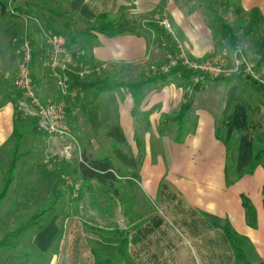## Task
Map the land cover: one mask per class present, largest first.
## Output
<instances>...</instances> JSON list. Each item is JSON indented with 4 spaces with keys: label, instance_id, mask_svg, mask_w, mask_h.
I'll list each match as a JSON object with an SVG mask.
<instances>
[{
    "label": "rangeland",
    "instance_id": "374dc122",
    "mask_svg": "<svg viewBox=\"0 0 264 264\" xmlns=\"http://www.w3.org/2000/svg\"><path fill=\"white\" fill-rule=\"evenodd\" d=\"M164 1L161 0V3ZM210 1L208 0V2ZM225 1L215 0L214 8L220 17H224L231 24L238 36L239 49L243 51L244 55L245 70L253 77L264 79L262 69L255 68L256 66L251 63L259 60V55L264 53V33L260 30V20L257 16H250L248 12L236 11L239 2L231 0L227 7ZM180 2L181 5H184V9L199 8L202 18L208 25H212L211 29L213 28L212 31L217 37L216 45L219 46L214 53L203 57L213 54L223 55L226 59L223 74H238L240 65L235 64L234 52L225 40L220 38V27L214 17L207 12L206 0H180ZM66 3L67 0H0V108L9 103L7 95L14 90V77L20 55L18 52L19 42L22 37L28 36L30 41L36 40L37 43L43 44L45 35L52 31L63 30L64 17H70L71 30H64V34L69 35L70 43H72L71 37H73L74 41H78L74 42L76 47H81L84 50L85 38L88 35L84 29L87 28L89 31L92 28L84 22L74 19V15H71ZM11 10L17 12V15L12 14ZM18 11L22 14L19 15ZM169 16L166 10L158 4L157 10L154 8L147 15L134 19H137L136 22L139 24L154 21L159 25L160 19L167 18L178 44L181 45L180 51H183L188 57H192L186 52L182 36L175 29ZM120 18L123 17L108 16L110 21H117ZM157 38L158 43L155 40L154 42L158 56L153 65H147L146 68L105 65L101 67L100 72L118 81L132 82L146 77L156 70L168 68L171 58L163 48V40L161 41L159 35ZM74 44L71 46H75ZM35 76L38 79L35 87L40 97L43 92L48 93V91H51V94L54 93L53 95L56 97L58 96L54 81L43 65L35 67ZM171 79L173 84L183 81L188 87L185 79L181 80L177 77ZM196 80H200L201 83L206 82L204 91H198L195 97H201V106L209 109L213 108L210 104H214L215 99H219V96L226 98L230 87H234L233 91L237 97L236 104L246 106L248 112L255 117L250 124H253L254 134H252L256 148L264 146V109L260 104L262 96L254 86L243 79H236L227 84L212 81L205 75H197L191 79L193 82ZM190 87L186 94L191 93L192 86ZM153 88L159 89L160 85H155ZM148 90L150 87L143 90V95ZM129 93V90L120 89L115 92H102L96 100H92L93 96L90 93L79 95L80 103L77 102V95L67 100V107L71 112V115L67 117L74 136L69 156L64 151V145L68 142L64 138L44 132L25 135L22 149L26 150L27 154L20 159L14 182L0 210V236L4 231L13 228L34 212L46 208L56 179L55 172L59 171L61 172L59 187L64 193L62 200L52 215L47 218L48 222L45 227L41 231H32L26 234L21 244L27 245L29 248L32 247L31 250L35 252L47 253L46 258L50 255L51 250L53 253L49 260L47 259L48 264H93L90 244L98 247L103 257H109L115 263L125 260L127 264H130L127 254L123 260L118 252V246L116 248L118 236L115 231L116 229H128L130 193H132V205H136L139 212H145V205L148 203L143 190L147 188V180L142 176V171L145 170L148 161L147 152L149 156L155 155L157 148L156 144H151V147L148 148L147 143L142 139L138 140L136 146L135 141L131 140L133 135L136 138L145 135L149 125L146 126L147 117L144 111H139L135 117L127 112L126 105H131ZM22 116L23 119H29L25 115ZM195 117V115L187 117V131L193 128ZM6 122H8V126H11L10 115H5V117L2 115L0 123L4 125ZM160 125L163 130H176L174 124L166 126V123L163 122ZM236 144V142H231L232 149L227 159L240 158L243 150L239 145L236 147ZM11 145V142L7 141L0 145V180L8 161ZM252 151L253 149H251V153ZM82 154L88 158L108 156L112 160L122 182L120 186L118 185L119 199L118 197L104 196L96 188L97 186L93 187L91 191L83 189L82 196L77 200L78 192L70 194V187L74 189L75 184L80 185V181L74 179L76 175L72 171L81 160ZM48 164H51L52 168H49ZM147 190L146 195L149 202L152 203L154 194L150 189ZM89 225L90 227H88ZM104 239L106 241H102ZM244 249L251 264H260L261 261L250 253L251 249L247 242ZM0 260L11 264L20 263V260L13 256V252L8 250L0 251ZM215 264H229V260L223 255L222 258L215 260Z\"/></svg>",
    "mask_w": 264,
    "mask_h": 264
},
{
    "label": "crops",
    "instance_id": "0c3cea01",
    "mask_svg": "<svg viewBox=\"0 0 264 264\" xmlns=\"http://www.w3.org/2000/svg\"><path fill=\"white\" fill-rule=\"evenodd\" d=\"M158 4L170 15L189 55L201 58L218 49L217 37L200 15L199 8L184 9L180 0H165L164 3L161 0H67L66 3L74 19L91 28L101 13L119 15L126 21L132 18L129 30L117 35L85 28L84 32L88 35L83 57L113 67L142 68L154 64L158 56L154 40L158 43L159 34L146 23H137L134 18L147 15L154 8L157 10ZM239 5L244 12L249 13L252 8L259 10L260 30L264 33V0H239ZM259 57L251 63L264 73V56L261 53ZM192 78H179L185 79L188 87L183 81L173 84L172 79L144 87L142 92L149 87L150 90L143 95L135 114L131 112L133 100L129 93L131 105H126L127 112L135 117L139 111H144L146 126L149 125L145 135L139 138L133 135L131 140L136 145L142 139L148 148L151 144H156L157 148L155 155L149 156L147 152L148 161L142 171L147 180V188L143 190L148 203L145 212H139L137 206L132 205L130 193L128 229H116L127 238L125 253L130 264H215V260L223 255L228 258L229 264H234L233 248L223 230L226 223L237 234L247 238L250 253L256 259H264V158L251 173L244 171L255 143L253 124H250L255 117L246 106L235 104L231 124L218 137L216 129L224 116L226 98L219 96L214 104H210L213 107L210 109L201 106V97H195V94L204 91L206 82L194 89L198 80L193 82ZM155 85H160V88H153ZM190 86L192 91L186 94ZM53 94L51 91L43 92L41 97L46 101L55 100L57 97ZM188 100L192 102L188 116H196L194 126L186 130L181 141H176L175 130L160 132V123L163 117L177 111ZM2 115H10L11 126L8 122L4 125L0 123V145L8 140L12 132L13 109L10 102L0 108V121ZM231 142H236V147L239 145L243 150L239 159H227L232 149ZM147 189L154 194L152 203L146 195ZM242 195L255 209V226L247 222ZM118 241L119 238L116 248ZM92 247L95 246L90 244L91 254ZM95 248L101 254L100 249ZM49 253L50 258L53 252L50 250ZM92 258L94 264L93 254Z\"/></svg>",
    "mask_w": 264,
    "mask_h": 264
},
{
    "label": "trees",
    "instance_id": "16d2710c",
    "mask_svg": "<svg viewBox=\"0 0 264 264\" xmlns=\"http://www.w3.org/2000/svg\"><path fill=\"white\" fill-rule=\"evenodd\" d=\"M214 1L211 0L208 2L206 0L205 8L209 15L214 17V20L218 23L220 27V38L225 40L227 45L231 48V50L235 53L236 59L240 62V71L238 74H230V75H219L216 77H212L208 74L193 71L187 67H185L180 59V49L178 47V43L175 41L174 37L168 33L165 29H163L160 25H158L154 21H149L146 23V26L153 29L154 32L159 34L162 37L164 49H166L167 54L170 58L175 59V63L168 66V68L164 70H156L152 74H149L146 77H141L136 81L126 82L124 80H115L114 78H110L108 75L101 73V63L87 60L82 57V61L89 66L92 67V71L90 74L85 77H79L77 74L72 73V82L71 89L76 88L79 94H87L90 93L93 96L92 100H96L102 92H115L120 89L129 90L133 100V106L131 108L132 114L136 112L137 108L142 102L143 93L142 89L151 83L157 81H166L171 79L172 77L186 78L190 79L197 75H205L207 78H211L212 81H220L230 84L236 79H243L250 85L254 86L255 89L260 92L262 96L261 105L264 109V87L259 83L257 79H255L249 72H246L245 62L243 61L244 55L243 51L239 49V39L236 33L234 32L231 24L224 17H220L216 9L214 8ZM229 1H225V6H229ZM239 2V0H234ZM4 10V8H2ZM242 7L239 5L236 7V11L242 12ZM18 14L21 13L18 11ZM250 16H257L260 18L259 10L257 8H252L249 13ZM73 15V13H71ZM107 13H101L96 18V23L92 25V29L98 32L106 33L108 35H117L126 32L129 30L131 26V21H125L123 18H120L117 21H110L108 19ZM71 18L64 17V21L62 23L63 30L54 31L56 33L64 34V30L70 31ZM252 23V22H251ZM211 25V24H210ZM212 27V25H211ZM213 29V28H212ZM68 41V45L70 47H76L74 42V38L71 37L72 43H70L68 37L69 35L64 34ZM71 36V34H70ZM32 42L31 49V62H30V74L34 84L37 83L38 79L35 76V67H41V61L39 60L40 47L39 43L36 40ZM74 44L75 46H71ZM81 48V47H78ZM264 54V53H263ZM262 54V56H263ZM201 86L200 80H198L194 84V89H197ZM227 92L226 97V105L224 109V116L222 118L221 123L218 125L216 129V135L219 137L223 133V129L227 128L231 124L232 115L235 113V104L237 102L236 93L234 87H230ZM11 95V98H10ZM8 102L12 104L13 116H12V132L7 142H11V150L9 152L8 161L6 167L1 174L0 180V210L3 202L7 199L11 186L14 182L16 171L18 168V164L20 159L26 156L27 151L23 150V139L27 134H41L42 130L38 129L37 121L35 118L23 119L21 112L18 110V99L20 96L19 90L14 86V90H12L8 95ZM78 103L79 97H77ZM192 102L190 100L183 102L177 111H174L171 115L163 117L162 123L174 124L176 126L174 139L176 141H181L186 132V119L188 117V112L191 108ZM66 113L68 116L71 115L69 107L66 106ZM162 126H160V132H163ZM252 153L250 155V162L248 166L244 169L245 172L251 173L254 168L261 164L264 158V146H258L256 148V143L252 146ZM65 166V165H63ZM56 179L52 186V191L47 201L46 208L41 209L39 212H34L32 215L26 217L19 223H17L13 228L8 229L2 233L0 236V251H12L13 256L20 260L19 264H48L46 258L47 253L44 252H35L29 248L27 245H22L21 241L23 240L26 234L30 232H38L42 230L47 224V218L50 217L53 211L56 210L58 204L62 200L64 193L59 187L60 184V173L59 171L55 172ZM72 173L76 175L74 177L75 180L80 181V185L77 188L78 197L82 196L84 190L91 191L93 187L98 188L99 192L104 196L108 197H119V186L121 185L120 175L116 172L112 160L108 156L104 157H93L88 158L85 154H82L81 160L77 163V166L73 168ZM119 185V186H118ZM84 189V190H83ZM70 194L74 193L75 188L70 187ZM242 205L245 208L247 222L250 226L256 225V213L255 209L252 206L249 199L245 196H241ZM263 205H264V196H263ZM42 214H44L42 216ZM47 215V216H46ZM224 234L230 241L233 252H234V264H251L249 258L247 257L246 251L244 249V245L247 242V238L245 236L237 234L232 227L226 223L224 225ZM119 241H118V252L121 258L124 260L126 257L125 248L127 244V238L123 236V232L116 230L115 231ZM92 254L94 257V264H127L124 261L120 263H115L109 257H103L97 248L92 247ZM0 264H11L6 262L5 260H0ZM129 264V263H128ZM260 264H264V259L261 260Z\"/></svg>",
    "mask_w": 264,
    "mask_h": 264
},
{
    "label": "built area",
    "instance_id": "2783aa9c",
    "mask_svg": "<svg viewBox=\"0 0 264 264\" xmlns=\"http://www.w3.org/2000/svg\"><path fill=\"white\" fill-rule=\"evenodd\" d=\"M11 13L17 15L14 10H11ZM158 23L177 42L168 19L162 18ZM39 47V60L53 79L58 96L55 100L46 101L37 93L30 74L32 42L28 36H24L19 42L18 52L20 55L14 77V85L20 93L18 110L22 115L35 118L38 129L44 133L66 139L68 142L64 145V151L69 156L74 136L66 113L67 100L76 95V97L81 95L76 88L71 89V74L85 77L91 73L92 67L82 61L84 50L78 47H70L64 34L54 31L47 33L44 43H40ZM178 47L180 49L181 45L178 44ZM179 59L185 67L193 71L205 73L212 77L225 75L223 73L225 72L226 59L223 55L213 54L203 58H193L180 51ZM235 60V64L239 65L240 62L236 56ZM169 62L170 65L174 64L175 59L171 58ZM104 66L105 64L101 65V67ZM254 78L264 87V79L257 76ZM48 167L52 168V165L48 164ZM78 187L76 184L74 185L76 194Z\"/></svg>",
    "mask_w": 264,
    "mask_h": 264
}]
</instances>
